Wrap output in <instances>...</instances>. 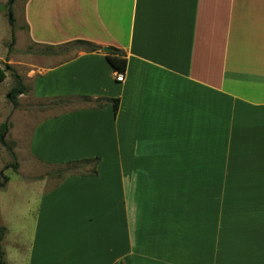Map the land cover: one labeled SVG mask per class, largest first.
<instances>
[{
  "label": "crops",
  "instance_id": "1",
  "mask_svg": "<svg viewBox=\"0 0 264 264\" xmlns=\"http://www.w3.org/2000/svg\"><path fill=\"white\" fill-rule=\"evenodd\" d=\"M23 24L41 48L102 50L28 70L6 38L0 67L33 101L73 103L16 111L12 125L31 122L19 149L57 167L98 162L52 189L31 181L30 244L12 248L30 264H264V0H27ZM105 47L127 56L121 83Z\"/></svg>",
  "mask_w": 264,
  "mask_h": 264
},
{
  "label": "rangeland",
  "instance_id": "2",
  "mask_svg": "<svg viewBox=\"0 0 264 264\" xmlns=\"http://www.w3.org/2000/svg\"><path fill=\"white\" fill-rule=\"evenodd\" d=\"M26 2L27 0H3L0 2V55L3 56L4 54V43L7 37H10L7 44L8 49L12 50L14 48V46L10 48V34L12 31L10 20L12 18L14 19L16 40L18 38L17 48L19 50L16 61L18 60V62L22 63L21 65L25 69L29 70L33 65L42 63L44 57L52 56L49 58H53L54 63H59L73 58L79 52H84L72 49L69 46L60 47L59 49H45L28 42L25 37L26 27L23 24ZM15 73L17 72L15 71ZM8 75L11 77L13 85H15L11 72ZM11 85V80L8 79L1 89L6 90ZM25 95H27L25 98H20V96L17 98V107H14L10 98H2L0 102V134L6 132L5 141L15 154V157H13L12 152L0 143V172L1 170L4 171V175L10 180L6 191L0 194L1 222L11 230L6 243L5 240L2 243L3 250L6 253L7 264H30L29 249L26 253V249L12 248L10 246L12 242L22 241V239L24 243L30 244L32 228L35 224L33 212L37 209V203L40 201V199L36 200V195L42 191L40 190L41 184L30 182L48 180V188L52 189L60 183L62 177L71 174V172L68 173L65 167L47 165L31 158H25L17 142L23 143L24 136L30 130L31 122L27 119L25 120L23 115L18 114L16 117L14 116L12 125V117L18 110L29 114L38 112L41 115L44 113V116H48L70 110L69 106L55 105L59 102L52 101L49 104L55 105L54 107L56 108H49L47 106L49 105L48 102L33 101L28 93ZM14 165H17V167H14ZM76 173L81 174L79 171Z\"/></svg>",
  "mask_w": 264,
  "mask_h": 264
},
{
  "label": "trees",
  "instance_id": "3",
  "mask_svg": "<svg viewBox=\"0 0 264 264\" xmlns=\"http://www.w3.org/2000/svg\"><path fill=\"white\" fill-rule=\"evenodd\" d=\"M10 24L12 25L11 42H10V48H11L16 43V36H15V30H14V19L13 18L10 20ZM67 46L72 47V49L82 50L86 53H95V52H100L102 50V48L100 46H98L92 42L83 41V40H77V41H74V42L69 43L67 45H64L62 47H67ZM112 49H113L112 52H109L106 54V58L116 73L124 74L126 72V68H127V56L121 50H118L115 48H112ZM8 71L11 72L12 77H13L14 82H15V85L13 86V88L11 89V91L9 93L10 101L13 103L14 107H17L18 106L17 98L21 95L27 94L28 88L24 84L23 78L20 77L17 73H15V71L11 68L10 69H3L0 67V84H2L6 80ZM81 100L88 102V103L92 102L91 99L88 97H83V98H81ZM58 102H59L58 103L59 105L73 104L72 100L70 98L60 99ZM109 102L112 103L115 112H117L119 100L112 99V100H109ZM5 137H6V132H2L0 134V143L2 146L7 148L9 151H11L13 157H15V154L13 153L12 148L5 141ZM97 162H98V160L86 159V160L77 161V162H73V163H67L65 165L66 166L65 169L68 170V173L71 172V174H67V176H76L79 174L76 172H78V171L83 172V171H85V168L87 166H89V165L95 166V164ZM14 167H17V165H14ZM87 172L85 171V174H86L85 176H87V175L88 176H96L97 175L95 168H93V170L91 172H89V173H87ZM8 182H9V178L6 177L4 175V173H1L0 174V190L4 189L7 186ZM6 231H7L6 228L3 227L0 223V264H7L6 253L2 247V242L4 240Z\"/></svg>",
  "mask_w": 264,
  "mask_h": 264
},
{
  "label": "built area",
  "instance_id": "4",
  "mask_svg": "<svg viewBox=\"0 0 264 264\" xmlns=\"http://www.w3.org/2000/svg\"><path fill=\"white\" fill-rule=\"evenodd\" d=\"M115 79H116L117 82H120V83L123 82V80H124V74L117 73L116 76H115Z\"/></svg>",
  "mask_w": 264,
  "mask_h": 264
},
{
  "label": "water",
  "instance_id": "5",
  "mask_svg": "<svg viewBox=\"0 0 264 264\" xmlns=\"http://www.w3.org/2000/svg\"><path fill=\"white\" fill-rule=\"evenodd\" d=\"M112 51H113L112 48H107V47L103 48V52L104 53H109V52H112Z\"/></svg>",
  "mask_w": 264,
  "mask_h": 264
}]
</instances>
